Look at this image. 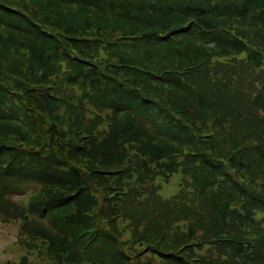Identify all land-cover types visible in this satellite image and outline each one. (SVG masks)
Wrapping results in <instances>:
<instances>
[{"label":"trees","instance_id":"obj_1","mask_svg":"<svg viewBox=\"0 0 264 264\" xmlns=\"http://www.w3.org/2000/svg\"><path fill=\"white\" fill-rule=\"evenodd\" d=\"M37 1L55 14L64 13L61 8L70 5L80 20L85 18L82 12L86 8L91 16H95L93 10L104 16L101 20L95 17L99 21L93 28L89 22L82 26L68 23L56 30L61 32L57 35L43 21L50 16L36 8ZM181 13L186 12L175 5L139 0H0V57L4 58L0 64L9 63L10 77L18 81L14 85L0 80V99L11 94L15 100L23 101L8 117L3 113H7L3 102L0 103V199L14 192L12 188L18 180L32 179L37 174L17 166L20 161L27 162L26 157L31 160L46 157L48 165H39L40 170L48 173L53 167L62 168L64 171L57 174L65 176L61 186H50L51 182L44 181L43 186L28 194L19 211L30 232L31 244L25 246L26 251L40 261L41 257V264H84L86 256L99 253L106 256L99 264H159L156 260L142 261L138 253L127 248L137 241L146 243L143 248L147 252L155 250L167 264H264V229L255 226L254 220L258 215L264 216V111L257 117L237 110L239 124L231 123L229 128L218 130L216 116L212 114L211 122L206 114L209 109L206 94L195 92L196 86L205 83L199 75L202 66L210 64L216 55L244 53L255 70H264V0H233L209 9L197 7L186 13L188 21L197 24V28H168L173 14ZM149 16L161 20L159 27L149 25ZM240 19H247L246 28L237 25ZM123 21L146 25L131 30L122 27ZM247 29L259 34L255 41L247 36ZM181 30L189 37L199 36L202 46L180 50L186 41L179 35ZM121 41L125 44L120 45ZM165 41L173 47L168 46L169 51L160 58L164 61H152L147 54ZM258 41L263 46L255 43ZM94 43H101L108 50L114 45L115 51L125 53L114 52L112 60L109 55V59L102 56L98 61L90 55ZM78 44L81 45L76 52L68 49L67 56L65 47L75 49ZM168 58L174 62L166 61ZM21 59L28 63L25 68ZM63 60L68 63L74 60L67 66H81L73 73L58 76ZM123 68L148 79L149 88L142 85L136 94L135 86L125 84L124 76L119 75ZM78 79L88 81L92 88L108 85L104 91L108 95L89 100L97 104L92 106H101L103 110L79 106L59 96ZM261 79L264 83V77ZM114 94L118 96L114 98ZM41 98L47 102H67L82 109L83 114L92 113L102 123L111 124L102 114L104 109H114L112 117L117 130L107 153V164L88 147L99 135L95 132L69 136L48 109L38 103ZM260 101L264 102V93L257 94L253 103ZM140 108L153 112L168 137L142 136L143 130L133 114ZM215 108L218 110L217 104ZM195 109L199 116L189 112ZM117 111L120 114L116 116ZM35 115L40 119V128L24 131ZM184 135L187 139L182 141ZM122 146L127 147L121 150ZM250 153L255 155L259 167L256 171H252L254 163L247 160ZM181 167L188 170L189 181L198 195L221 182L220 189L204 201L206 211L194 213L199 207L192 202L170 210L171 201L161 199L160 215H147L126 236L127 230L119 220L127 219L125 208L132 201L135 208L145 200L140 197L148 196L147 187L135 185L136 180L168 178L178 174ZM133 176L135 181L131 180ZM79 192L93 193L94 198L83 199ZM74 205L77 206L74 211L65 209ZM105 207L109 212L104 211ZM71 216L77 218L73 221ZM185 218L189 220L184 225L187 228L176 232L171 224ZM33 219L46 224L44 233L32 227ZM243 220L250 223L251 230L241 226ZM87 222L93 226L86 228ZM71 240L79 247L78 251L72 249ZM205 245L210 249L206 254L200 251ZM133 257L138 259L136 263ZM26 258L21 256L18 264H26Z\"/></svg>","mask_w":264,"mask_h":264},{"label":"rangeland","instance_id":"obj_2","mask_svg":"<svg viewBox=\"0 0 264 264\" xmlns=\"http://www.w3.org/2000/svg\"><path fill=\"white\" fill-rule=\"evenodd\" d=\"M114 1H120V0H114ZM233 0H139V2L143 3H152L154 5H160V4H166V5H175L177 7H181L185 10L187 13L190 10L196 9L199 7L200 9H209L214 5H223L225 3L231 2ZM36 8L40 12L47 13V17L43 21L47 22L48 29L53 30H60V27H64L68 23H74L76 25L82 26L86 22H89L91 24V27L93 28L101 18H103L104 15H101L99 13L94 12L95 16H91V11L88 12L89 8H86V11L82 12L86 16L83 20H80L78 18V14L74 12L73 9L70 8V5H64L61 10L65 11L64 13H57L54 12H48L46 10L41 1H37L34 3ZM180 5V6H179ZM186 13L181 14H173V17L168 21L169 26L168 28L178 27H192L195 26L197 28V24L192 23L188 21V17ZM51 14V15H50ZM99 15V16H97ZM181 15L180 21L178 20V16ZM185 16V17H183ZM90 17V18H87ZM99 19L98 21H95L96 18ZM153 16H149V25L157 24L158 26L161 23V20L152 18ZM235 21V20H234ZM184 22V23H183ZM55 25V26H51ZM145 23L135 24L132 22L123 21L122 27H125L127 29L131 30H139L143 29L145 27ZM238 26L246 28L247 25V19H240L237 23ZM159 27V26H158ZM60 31H56V34H60ZM247 36L250 38V40L255 41L256 36H259V34H255L254 32L247 29L245 32ZM252 34V36H251ZM181 38L186 39V41L181 44L180 50L184 47L190 46L192 48H200V43L203 44V41L199 39V36L195 35L192 37L187 36L185 30H181V33L179 34ZM188 39H192L193 42L187 41ZM258 45H262V42L258 41L255 42ZM120 45L125 44V41H121L119 43ZM81 44H78L75 49L65 47L67 51L68 56V49L73 50L76 52L78 47H80ZM160 48H157L156 50L150 52L148 55L149 58L152 59V61H164L160 60L161 57H165V54L167 51H169L168 46L173 47V44L165 41ZM183 47V48H182ZM14 50V49H11ZM132 50H128V53H131ZM115 52V54H118L117 52H123L121 54H124L125 51H115V46H110L109 50L103 46L101 43H94L93 49H91L90 55L93 54V57L97 59L98 61L102 60V56L106 57V59L110 58L112 60V54ZM155 55V57H154ZM66 56H63L62 59H65ZM212 58V57H211ZM105 59V60H106ZM4 60L3 57H0V62ZM166 61L173 63L174 60L171 58L165 59ZM203 60V58L199 59ZM198 60V61H199ZM74 60H71V62L68 63V60H63L59 63L60 68L57 71L58 76H62V74H66L69 71L71 73L75 72L77 70V67L81 66L80 64L78 66H67L71 64ZM9 62V61H8ZM20 63L25 68V66L28 65L26 59H21ZM9 63H4L3 66L0 64V80L4 83L13 84L16 85L18 83L17 80L10 77V71L7 70ZM68 67V68H67ZM180 67V65H179ZM204 69L202 72L199 73V75L202 77L203 81L205 83L199 84L195 87V92L200 94H206V103L209 105L208 111H206V114L208 117L211 118V122H213L212 114L215 115V123L218 130H224L229 128L231 123H238L239 116L236 115V111L240 110V112L249 113L252 115H256L257 117L260 114V112L264 111V102L260 101L258 104L253 103L255 100V97L259 93H264V83L262 77H264V70L258 69L255 70L249 62L246 60V54L244 53H232L230 56H223V55H216L215 58H212V61L210 64H205L202 66ZM123 71L119 73V75H123V82L125 84H131L132 86H135L134 91L136 94L138 93L137 90H139L142 85L145 86L147 83V80L144 76H141L140 74H135L132 70H129L128 68H123ZM259 75V79H255V77ZM122 79V77H120ZM138 85V86H137ZM147 88H149L148 84H146ZM106 87H108L107 84L103 83L98 88H92L88 81L78 79L75 83H73L70 86H67L61 93H59V96L61 98H67L70 100L75 101L79 106H82L81 104H84L85 106L94 107L92 105L95 104L94 100L89 101L92 97H97L99 95H108L104 93ZM54 93V92H53ZM131 95L130 93H128ZM140 94V91H139ZM118 96V94H114V98ZM133 96V95H132ZM98 99V98H97ZM96 101L98 102V100ZM101 99H104V97H101ZM127 101V99H126ZM2 103V107L4 110L7 111L3 112L5 116L8 117V113H11V110L14 109V107H19L20 104L23 103V101L15 100L14 97L11 94H6L3 96V100L0 99V103ZM38 103L46 107L51 113V117L53 119L58 120L61 123V130L64 132L70 133L69 136L79 133L81 135L87 136L89 133H97L99 136L95 138L94 141L89 142V146L92 148V153H94L97 157H99L100 161L102 163H105V160L107 159V153L109 151V148L114 143V135L113 133L117 130V126L113 123V115L115 110L111 108V110L104 109L107 111L102 112L105 119H107L111 124L109 123H102V119L96 118L93 116L92 113L86 112V114L81 113L79 107H73L69 105L67 102L58 101V102H47L43 100L42 98L38 101ZM99 103V102H98ZM119 104V103H118ZM215 104L218 106V110L215 108ZM263 106V107H261ZM215 108V109H214ZM94 109L97 110H103L100 107H94ZM214 109V111H213ZM188 110V108H187ZM189 112L193 113L196 116H199L198 111L195 109L190 110ZM201 113V112H200ZM217 113V114H216ZM23 114V113H22ZM120 114V111L116 112V116ZM134 116L136 118L137 124L140 125L141 129L143 130V135H149L153 137L158 138H164L168 137V132H164L161 128L162 122L158 120L156 116H154L153 112L150 111V113L146 110H143L142 108L136 110L134 113ZM24 116V115H23ZM262 116V115H261ZM230 120H229V118ZM228 122L226 125H222V123ZM33 123L27 124L29 125L27 128L24 129V131H36L40 128V119L38 116H34L32 118ZM107 125H106V124ZM239 124V123H238ZM241 125V124H240ZM170 126V125H168ZM172 129H175L173 127ZM83 132H80V131ZM181 136V134H180ZM187 139V135H184L182 137V141H185ZM248 143V142H247ZM229 146V145H228ZM127 146H122L121 150H125ZM131 153L133 148H130ZM70 151V150H69ZM69 155L72 156L73 154L69 152ZM27 162L20 161V164L17 165L18 167L28 168L31 169L37 174L32 179H20L19 182L16 183V187L12 188L14 191L13 193H8L7 195H4L5 198L0 199V264H18L19 259L21 256H26V264H41V261L39 259H36L34 256L30 255L26 249H28L27 244H31V240L29 239V229L24 226L22 218L20 217L21 214L19 213L21 207H24L26 204L25 201L28 197V194L35 192L39 187L43 186L41 185L44 181L45 182H51L48 185H54V186H61L64 184V175H59L57 173L64 171L62 168L53 167L51 170L48 171V173L43 172L40 170L39 165H48V159L45 157L43 159L39 158L37 160H31L29 157H26ZM255 155L254 153H250L247 155V160L249 162H253L254 164L252 166V171H256L259 167L255 164ZM43 160V161H42ZM32 166V167H31ZM56 171V172H55ZM45 177V178H42ZM159 177V176H158ZM138 179H142L140 174H137ZM189 173L186 168H180L178 171V174L172 175L168 178H154L150 181H141L136 180L135 176L131 177V180L135 181L137 186H144L147 187L148 196L147 197H140L143 198L140 201L142 203L140 205H136L134 208L132 205V202L129 203V205L125 208L126 209V215L127 219L123 220V218H120L119 220L122 222L121 226L126 228V236H128V233L130 229L132 230V226L136 225L138 222L143 220V218L147 217V215L158 217L162 211V207L160 204V200H169L172 203V206L170 207V210H174V208L179 207L181 203L184 202H192L194 203L198 209L194 211V213H204V201L213 194L214 191H218L221 187V182H218L216 186H213L210 188V190H207L205 193H202L201 195H198L191 185L189 181ZM222 179V178H221ZM14 183L17 182V180L13 181ZM260 183V182H259ZM69 189V193H70ZM79 191V190H78ZM79 196L83 199H93V193L92 194H86L79 192ZM149 196H153L151 199H147ZM63 208V206H62ZM77 208L76 205L74 206H68L65 207L67 211H74ZM184 209V206L183 208ZM104 211L109 212V208L105 207ZM140 213V215H139ZM183 215V214H182ZM76 216H71L70 220H75ZM136 219V220H134ZM32 220V219H30ZM257 227L264 229V216L258 215L255 219ZM135 221H137L135 223ZM247 221V220H246ZM245 220L242 221L241 226H244L245 229L251 230L250 223L246 222ZM91 222V221H90ZM32 227L35 229H39L41 233H44V229L46 227V224L43 221H35L33 219ZM135 223V224H134ZM188 219H183L179 223L175 222L171 224V227L176 230V232L180 233L183 232L187 226H184L185 224H188ZM86 228L92 227V223H85ZM133 231V230H132ZM87 237L88 234H85ZM72 249L78 251L79 247L76 246L75 242L72 241ZM137 242L129 243L127 248L132 253H138L137 255L140 256V259L142 261H150L151 263L156 260L159 262V264H167V261L165 258L161 257L158 253L155 252H147V249H144L143 246H145L146 243L140 244ZM132 245L138 247H132ZM209 246L205 245V247L200 250L202 252H208ZM203 254V253H202ZM101 258H106V256H103L101 253L99 254H89L85 257L86 263L84 264H99L101 261ZM132 260H135L134 263L138 261L137 258H134ZM93 263H92V262Z\"/></svg>","mask_w":264,"mask_h":264}]
</instances>
